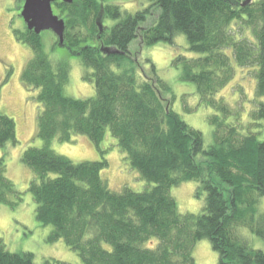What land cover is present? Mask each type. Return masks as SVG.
I'll use <instances>...</instances> for the list:
<instances>
[{
  "label": "trees",
  "instance_id": "1",
  "mask_svg": "<svg viewBox=\"0 0 264 264\" xmlns=\"http://www.w3.org/2000/svg\"><path fill=\"white\" fill-rule=\"evenodd\" d=\"M149 1L147 9L135 14L100 0L54 3V12L66 22L63 44L93 70L84 78L95 85L94 97L87 99L66 95L70 66L64 60L52 62L42 36L27 27L13 30L19 43L32 48L21 78L38 91L40 105L37 137L44 147H29L21 158L35 174L28 188L37 206L35 217L42 226L53 227L49 243L64 240L84 264H197L193 250L203 239L219 254L218 264H264V250L253 248L240 233L247 230L264 243V211L259 206L264 197V140L251 132L243 135L225 122L233 111L216 98L234 80L235 63L255 78L257 108L251 119L264 121V0ZM151 16L155 21L141 29ZM103 17L115 24L102 25ZM180 34L190 52L200 55L173 59L180 81L195 85L201 105L222 113L209 118L214 145L207 149L203 134L164 99L170 94L174 101L175 95L155 65L153 78L140 80L129 51L139 35L148 47L174 44ZM114 67L122 71L116 73ZM16 127L13 118L0 113L1 149L17 145ZM108 133L131 169L152 188H109L102 178L109 162L101 147ZM78 135L91 140L100 161L75 163L51 148L55 139L67 144ZM6 173L3 156L0 205L15 210L24 199ZM188 181L199 183L196 198L205 195L198 215L180 213L171 195L173 187ZM154 240L158 244L148 246ZM0 264L36 261L32 252H12L0 240Z\"/></svg>",
  "mask_w": 264,
  "mask_h": 264
},
{
  "label": "rangeland",
  "instance_id": "2",
  "mask_svg": "<svg viewBox=\"0 0 264 264\" xmlns=\"http://www.w3.org/2000/svg\"><path fill=\"white\" fill-rule=\"evenodd\" d=\"M100 1H104L106 4H115L123 12L130 14L145 10L150 5L149 0ZM24 4L22 0H0V83L3 84L0 96V113L2 112L16 121L18 142L17 145L8 144L3 149L0 148V158L6 157V175L16 185L24 199L15 210L7 205H0V240L3 241L7 250L12 252H32L36 264H43L45 261L84 264L78 254L67 247L64 240L48 242L53 227L42 226L35 217L37 206L28 191L29 183L35 174L21 162L27 148L44 147V141L37 137V116L40 105L35 97L38 91L27 87L21 78L25 65L33 57V51L28 45L19 43L13 35L14 29L25 31L27 27L21 13ZM154 21L153 16L148 17L147 22L141 25V29L148 28ZM113 24H115L114 21L103 17L102 25L111 27ZM40 36H42L44 50L52 62L56 64L64 60L70 66V80L65 85L66 95L75 99L94 97L95 85L84 80L85 74H91L93 70L84 66L79 57L69 54V50L64 44L61 45L60 42V45L57 44L59 39L52 31H44ZM174 39V44L159 42V44L146 47L139 35L129 47L133 57L132 62L140 80L153 78L152 65H155L158 77L170 85L173 95H175L174 101L170 94H164V99L187 124L203 134L207 149L214 145V126L209 122V118L216 114L222 117V113L201 105L195 85L180 81L181 71L173 66V59L179 55H185L188 58H196L200 55L190 52L187 38L184 35L180 34ZM107 53L111 52L107 51ZM128 65H130L129 62ZM234 67L236 68L234 80L216 96L217 99L225 101L233 111L225 122L236 127L243 135L251 132L256 134L259 140H264V121L255 123L251 119V112L257 108L256 80L247 69L243 70L235 63ZM10 70H12L10 79L6 81ZM113 70L116 73L122 71L118 67H114ZM261 100L264 102V98ZM105 138L101 147L106 151L105 158L109 162V167L103 170L102 178L108 183L109 188L116 192H123L125 187L133 191L152 188L153 184L141 179L138 171L131 169L126 154L116 146L115 138H112L109 133ZM51 148L75 163L100 161L102 158L101 153L95 149L91 140L83 135H78L72 143L67 144L55 139ZM198 161H202V158L200 157ZM198 185L199 183L195 181H188L172 188L171 195L178 202L180 213L198 215L203 211L205 195L196 198ZM259 206L263 212L264 197ZM240 233L242 239L248 241L253 248L264 250L263 241L255 234L252 235L247 230ZM152 243H149L148 246L152 247L158 244L156 240ZM193 252L197 264L219 263V254L213 250L211 242L206 239L200 240Z\"/></svg>",
  "mask_w": 264,
  "mask_h": 264
},
{
  "label": "water",
  "instance_id": "3",
  "mask_svg": "<svg viewBox=\"0 0 264 264\" xmlns=\"http://www.w3.org/2000/svg\"><path fill=\"white\" fill-rule=\"evenodd\" d=\"M60 1L71 4L74 0H24L21 13L29 31H33L38 36L44 31H52L63 45L66 22L53 11V4ZM102 51L106 53L108 50L102 49Z\"/></svg>",
  "mask_w": 264,
  "mask_h": 264
}]
</instances>
